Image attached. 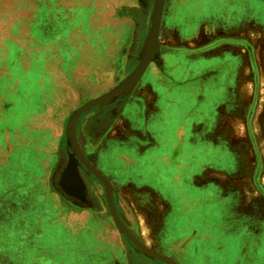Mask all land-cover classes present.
<instances>
[{
    "label": "rangeland",
    "instance_id": "obj_1",
    "mask_svg": "<svg viewBox=\"0 0 264 264\" xmlns=\"http://www.w3.org/2000/svg\"><path fill=\"white\" fill-rule=\"evenodd\" d=\"M174 1L165 0L163 14ZM153 4L0 0V264H165L114 225L107 190L126 228L176 264H264L260 16L238 19L236 33L217 44L232 50L220 56L231 59L236 106L220 107L205 128L184 135L185 145H161L143 128L164 91L154 80L158 53L123 93L75 122L80 152L107 188L70 146L72 112L152 49Z\"/></svg>",
    "mask_w": 264,
    "mask_h": 264
},
{
    "label": "crops",
    "instance_id": "obj_2",
    "mask_svg": "<svg viewBox=\"0 0 264 264\" xmlns=\"http://www.w3.org/2000/svg\"><path fill=\"white\" fill-rule=\"evenodd\" d=\"M174 3L165 14L162 12L158 32L162 39L158 47L161 71L154 80L164 91L161 90L155 108L143 114V128L164 146L185 145L184 135L197 128L201 119L209 121L225 96L223 90L219 91L220 85L204 94L206 83L230 82L223 76L227 60L215 64L212 62L215 50L208 48L222 35L235 34L238 19L256 15L264 20V0H175ZM209 19L213 21L201 22ZM201 49L206 52L196 53ZM186 54L203 66L198 68L192 62L186 65ZM36 77L29 84L31 88L26 87L31 95Z\"/></svg>",
    "mask_w": 264,
    "mask_h": 264
},
{
    "label": "water",
    "instance_id": "obj_3",
    "mask_svg": "<svg viewBox=\"0 0 264 264\" xmlns=\"http://www.w3.org/2000/svg\"><path fill=\"white\" fill-rule=\"evenodd\" d=\"M164 2L165 0H154L152 14L150 17V27H149L148 37L146 38L148 42L150 43V45L152 46V49L148 52L143 53L140 56V59L137 65L116 86H114L108 92L94 99H91L83 103L79 107H77L72 112V114L70 115L68 119L67 136H68L70 146L75 156L89 172H91L96 178H98L102 182L105 188L108 187V179L105 176H103L80 152V149L76 143L75 135H74L75 122L77 118L82 113H84L86 110L94 106L100 105L106 101H109L117 97L121 93H123L129 86H131L142 75V73L147 68L148 64L157 57L158 55V32H159V26H160L161 16L163 12ZM106 204H107L108 211H109V214L112 218L114 225L137 249H139L145 255L155 260L161 261L165 264H176L173 260L146 247L126 228V226L120 221L115 211L113 201H112V196L108 190H107V196H106Z\"/></svg>",
    "mask_w": 264,
    "mask_h": 264
},
{
    "label": "flooded vegetation",
    "instance_id": "obj_4",
    "mask_svg": "<svg viewBox=\"0 0 264 264\" xmlns=\"http://www.w3.org/2000/svg\"><path fill=\"white\" fill-rule=\"evenodd\" d=\"M219 43V41H217V43L215 44V45H213V46H211L210 48H208L209 50H211V49H213V50H215L214 52H215V59H214V61H212V60H210V61H212V62H216L215 64H217L218 62H222L223 60H224V58H222L220 55H221V53L222 52H224V51H228V54L227 55H231V51L232 50H230V49H228V50H225L224 48L225 47H227V45H217ZM201 50H203V49H201ZM196 53H198V52H196ZM232 54H234V57H237V54L238 53H232ZM188 57H189V55L190 54H186ZM186 59V58H185ZM191 60V61H190ZM225 60H227L226 61V64H225V67H224V71H223V76H224V79L225 78H227L228 80H230V82L232 81V79H234V82L236 81V78L233 76V77H231L230 76V69H228L229 67H230V65H231V59L229 58V59H225ZM186 65H188V63L189 62H192L191 64L193 65V64H198V65H196V66H198V68H201L202 66H203V64H199V63H194L195 61L194 60H192V59H190V58H187L186 60ZM220 65V67H221V64H219ZM210 66V65H209ZM209 66H207V67H209ZM216 66V65H215ZM235 66V65H234ZM217 68H219V66H216V69ZM209 69H211L210 67H209ZM215 69V68H214ZM211 73V72H210ZM206 74H209V73H206ZM237 77V76H236ZM223 81V80H222ZM214 82V83H206V86H205V91H204V94H207V91H209V90H213L216 86H218V85H220V87H219V91H221V90H223L224 92H225V96L221 99L222 100V102H221V104L216 108L217 110H216V113L215 114H217V111H218V109L220 108V107H224L225 108V106H236V103H237V96L235 95V94H232L231 92H230V89H228V86H230V82L228 83V84H226V85H224V83L223 82ZM154 105L155 103H151V105ZM153 109H154V106H153ZM224 113L225 114H232L231 113V111H229V110H227V111H224ZM211 119H213V118H210V120L209 121H207V120H200L199 121V123H198V125H197V128L198 129H200V128H205V126L206 125H208L207 123L209 122L210 123V121H211ZM143 124H144V122H143Z\"/></svg>",
    "mask_w": 264,
    "mask_h": 264
}]
</instances>
